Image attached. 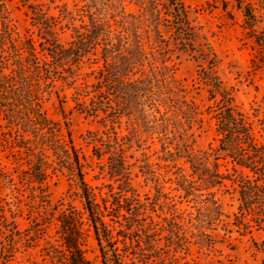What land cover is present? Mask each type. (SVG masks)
I'll list each match as a JSON object with an SVG mask.
<instances>
[{
    "label": "trees",
    "instance_id": "16d2710c",
    "mask_svg": "<svg viewBox=\"0 0 264 264\" xmlns=\"http://www.w3.org/2000/svg\"><path fill=\"white\" fill-rule=\"evenodd\" d=\"M19 1L29 9L25 14L34 29L25 34L15 32L5 0H0V144L7 154L22 160L27 166L22 172L32 182L45 184L48 170L68 176L81 209L64 198L42 201L47 202V214L40 224H33V231L25 230V236L1 208L0 263L13 260L19 244L33 246L39 225L54 224L61 263L93 264L85 248L92 238L98 264H179L181 258L173 252L188 251L190 240L174 214L160 221L153 217L155 207H176L163 192L160 175L148 161L140 165L146 179L154 183L152 199H141L131 182L126 150L154 139L164 166L172 167L178 159L187 164L188 171L181 170L175 177V189L190 207L199 204L198 217L190 215L188 221L202 236L196 244L212 243L205 229H211L222 215L213 188L228 179L234 183L238 202L231 225L243 233L261 231L254 244L264 254V141L255 139L250 122L236 108L232 93L209 61L199 66L197 83L205 89V111L213 120L217 143L204 150L192 146V128H200L203 111L187 98L188 92L167 64L168 43L158 30L161 5L176 48H192L194 30L183 0H131L138 6L137 13L126 11L124 0H90L77 17L79 23L65 4L53 16L47 12L48 5L43 7L46 3ZM243 15L252 27L251 9L244 7ZM65 29L70 31L66 44L60 41ZM258 41L264 47V38ZM51 97L63 122L44 108ZM68 99L83 118L95 119L103 128L87 129L83 135L90 154L73 141L65 121ZM123 119L126 134L116 130ZM95 168L94 178L104 179L98 186L86 180ZM6 176L11 182L12 177Z\"/></svg>",
    "mask_w": 264,
    "mask_h": 264
},
{
    "label": "rangeland",
    "instance_id": "374dc122",
    "mask_svg": "<svg viewBox=\"0 0 264 264\" xmlns=\"http://www.w3.org/2000/svg\"><path fill=\"white\" fill-rule=\"evenodd\" d=\"M27 1L46 3L43 7L46 9L48 5L47 12L53 16H57L58 7L65 4L66 11L74 16V22L79 23L77 17L85 3L90 0ZM183 2L194 30L192 48L185 50L176 48L168 17L161 5L158 6L161 17L158 22V30L168 43L167 64L172 69L175 78L188 92L187 98L195 101L199 109L203 111L200 116L203 120L201 124L198 123L200 128H192V131L195 132L192 140L193 148L204 150L217 143L213 120L205 111L208 105L205 98L206 92L203 86L197 83L199 66L209 65L208 61L213 63L214 70L225 87L232 93L236 108L250 122L255 139L263 142L264 47L260 45L258 39L264 38V0H183ZM124 4L126 11L138 12V6L131 0H124ZM244 7H249L254 15L252 27H249L245 20ZM5 9L7 18L10 19L15 32L25 34L27 29H33L30 18L25 14L29 9L22 2L5 0ZM1 13L0 6V28ZM62 22L66 23L67 20ZM153 24H155V20H152L149 27L151 37L154 35ZM33 36L37 38L35 32ZM60 41L64 44L70 41L69 29L64 30ZM67 92L70 93L69 90ZM54 101V97H51L44 103V108L50 117L63 122L64 118L54 109ZM64 108L65 121H67L76 147L86 154H90L91 148L84 142L83 135L86 134L87 129L99 132L103 130L102 126L95 119L83 118L73 108V102L70 99ZM125 128L126 123L123 119L121 126H118L116 130L120 134H126ZM62 129L65 134L66 128L63 124ZM0 142H2L1 139ZM126 155H129L127 161L131 163V182L141 199L146 197L152 199L156 194L154 183L147 180L140 171V165L144 161H148L162 179L163 192L167 194L171 203H175L176 207H155L153 217L160 221V217L164 215L170 217L172 213L177 221L183 223L190 243L188 251L173 252L181 258L179 264L184 263L183 261H187V264H261L264 254L256 248L254 243L261 239L262 232L252 229L249 233H243L231 225L238 203L232 180L226 179L223 185L213 188L214 195L221 204L222 215L217 223L212 224L211 229H205L206 239L212 243L204 248L196 244L197 239L202 237L200 232L197 233V230L188 222L190 215L198 217L197 207L199 204H196L197 207H190L192 204L187 205L179 197L180 190L175 189V177L178 172L188 171L186 162L183 159H178L176 164H172L171 161L172 167L164 166L160 159V145L157 139H154L153 142L151 140L143 142L138 148L136 146L128 148ZM21 161L7 154L4 146L0 144V205L3 206L0 209L2 208L8 218L15 221L17 228L24 231L25 236L27 234L25 230L28 231L29 228V232L33 231V224L37 223L36 226L40 224L43 220L42 217L47 214L48 207H44L47 206V202L42 201L54 203L57 199L64 198L70 200L76 208L81 209L76 186L68 176L48 170L45 184L40 185L30 181L27 173L22 172L26 170L27 166ZM94 162H96L95 159ZM226 166L230 167L229 164ZM224 169L225 167L221 166V170ZM97 171L98 168L89 170L86 175V180L92 186H98L104 180L94 178ZM6 175L12 177L11 182L8 181ZM38 227L40 235L37 242L33 246H27L26 243L19 244L14 259L5 264H65V262H60L62 258L55 251V248L60 249L56 242V225L51 224L46 228H43L42 225ZM229 228H232L231 232H227ZM30 238L34 239V237ZM164 240L165 238L161 239L159 243H163ZM85 248L87 249L86 256L93 264H98L97 246L92 238L87 239Z\"/></svg>",
    "mask_w": 264,
    "mask_h": 264
}]
</instances>
